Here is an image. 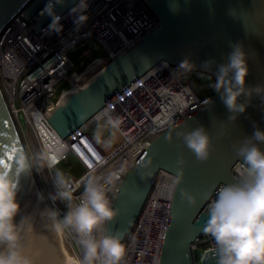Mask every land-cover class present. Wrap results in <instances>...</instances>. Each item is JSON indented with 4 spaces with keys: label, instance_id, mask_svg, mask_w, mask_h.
Listing matches in <instances>:
<instances>
[{
    "label": "water",
    "instance_id": "95a60500",
    "mask_svg": "<svg viewBox=\"0 0 264 264\" xmlns=\"http://www.w3.org/2000/svg\"><path fill=\"white\" fill-rule=\"evenodd\" d=\"M78 0H63L55 11L62 16ZM156 18V24L125 52L108 61L80 86L64 95L48 113L47 121L64 139L85 124L108 102L139 79L159 61L181 70L207 75L215 83L217 68L228 62L232 47L242 44L247 53L249 73L246 87L264 85V0H141ZM48 0H0V32L17 14L31 21L32 31L48 28L50 18L41 16ZM184 61H188L181 65ZM214 61L209 69L202 65ZM207 108H198L163 130L138 155L122 179L113 206L120 214L107 224L109 234L122 236L131 232L154 182L160 172L175 177L176 161L183 157L184 178L173 191L170 214L158 264H193L191 245L204 231L209 219L202 207L219 185L238 179L232 172L235 163L243 164L237 149L258 127L264 131V100L255 95L244 113L233 121L220 95L207 96ZM203 126L212 140V154L200 163L177 132H190ZM171 134L173 141L166 137ZM264 151V143L259 145ZM26 151L0 88V165L15 177V159ZM28 158V157H27ZM17 202L20 205L14 223L18 225L16 251L30 262L41 249L49 251L52 241L43 229L42 212L47 209L33 170L18 178ZM181 189L191 192L194 206L182 199ZM0 245V250H4ZM216 262L209 252L203 264Z\"/></svg>",
    "mask_w": 264,
    "mask_h": 264
},
{
    "label": "built area",
    "instance_id": "2783aa9c",
    "mask_svg": "<svg viewBox=\"0 0 264 264\" xmlns=\"http://www.w3.org/2000/svg\"><path fill=\"white\" fill-rule=\"evenodd\" d=\"M78 0L61 16L59 33L47 29L34 33L33 23L20 14L14 16L0 32V88L16 129L32 164L36 181L46 203L67 211L66 203L50 197L58 191L57 165L71 159L80 173L63 177L65 188L72 194L71 205L80 203L84 186L95 178L106 189L113 203L123 177L138 155L163 130L181 116L201 107L207 96L199 97L180 76L181 69L159 61L118 96L108 102L85 124L62 139L47 121L48 113L64 92L74 87L73 61L69 51L95 41L103 53L105 64L134 46L156 24V18L141 0ZM77 7V12L70 10ZM80 15L86 17L75 23ZM201 76H204L200 74ZM185 101L187 105L182 107ZM110 110L121 124L115 131L120 142L104 151L92 139L90 128L106 119ZM55 159L53 165L51 161ZM244 165L237 162L232 172ZM111 178V183L106 181ZM174 176L160 172L131 230L122 241L125 255L121 264H158L170 214ZM219 185L202 207L208 213L209 203L216 198ZM62 232L72 256L81 264L84 250L74 229L63 226ZM214 239L204 231L191 245L192 263L203 264L209 252H215ZM213 264H216L213 263Z\"/></svg>",
    "mask_w": 264,
    "mask_h": 264
},
{
    "label": "clouds",
    "instance_id": "9594fccd",
    "mask_svg": "<svg viewBox=\"0 0 264 264\" xmlns=\"http://www.w3.org/2000/svg\"><path fill=\"white\" fill-rule=\"evenodd\" d=\"M63 0H48L41 10V16H48L50 23L48 30L59 33L63 25L61 16L55 11ZM83 0L79 7H84ZM71 12H77L73 7ZM86 20L80 15L75 23ZM188 61H184L181 65ZM214 61H206L202 67L209 69ZM249 73L247 53L242 44H236L228 55V62L217 68L216 80L212 86L228 111L233 113L230 120L237 118L236 114L244 113L248 103L239 102L241 96L248 97L249 103L253 96H260L264 100V85L254 88L246 87L245 79ZM208 102L201 104L207 108ZM106 123L118 129L121 119L113 117L110 110L103 113ZM177 137L183 139L188 149L200 163L207 162L212 154V140L203 126H198L190 132H177ZM166 140L171 143L173 136L169 134ZM264 143V131L258 127L250 138L236 150L238 157L243 160V169L237 170L238 179L235 182L220 187L216 198L209 203L208 216L204 232L215 241L216 264H264V151L260 144ZM53 159L51 164H55ZM177 171L172 182V190L180 185L184 178L183 157L176 161ZM15 177L6 166L0 165V264H29L16 251L18 240V225L14 223L20 205L17 202L20 175L31 172L32 164L25 154L20 153L15 159ZM106 183H111L109 178ZM58 191L50 198L67 201V211L60 218L57 209H45L41 215H47L52 221V227L61 231L63 226L74 229L79 238V244L84 250L81 264H121L125 255V245L122 236L109 234L107 224L113 221L120 210L115 208L106 195L103 184L95 178H89L84 186L80 203L73 207L72 194L65 188L66 181L60 175L56 181ZM181 197L189 206L197 203L196 197L186 189H181Z\"/></svg>",
    "mask_w": 264,
    "mask_h": 264
},
{
    "label": "rangeland",
    "instance_id": "374dc122",
    "mask_svg": "<svg viewBox=\"0 0 264 264\" xmlns=\"http://www.w3.org/2000/svg\"><path fill=\"white\" fill-rule=\"evenodd\" d=\"M104 55L105 54L103 53L102 49L97 46L95 41L90 42L86 46L72 49L69 51V57L73 61L74 69L77 72L76 74L79 76L87 72V69H83L91 60L98 57L102 58ZM180 76L184 82L191 86L193 91L199 97L208 96L215 92L212 87L214 85V81L211 77L207 75L201 76L198 73L182 70L180 72ZM89 131L94 142L104 151L111 150L121 140L115 129L111 128L106 123V119H102L98 123L94 124ZM56 170L63 177L73 176L80 173V169L71 159H66L60 162L57 165ZM61 237L64 249L67 251V254L73 259L70 248L62 233Z\"/></svg>",
    "mask_w": 264,
    "mask_h": 264
},
{
    "label": "bare ground",
    "instance_id": "6f19581e",
    "mask_svg": "<svg viewBox=\"0 0 264 264\" xmlns=\"http://www.w3.org/2000/svg\"><path fill=\"white\" fill-rule=\"evenodd\" d=\"M105 65V62L103 58H94L91 60L83 70L87 69V72H85L83 75L79 76L77 74L73 75L72 81H73V87L76 88L80 86L82 83H84L88 78H90L92 75H94L96 72H98L103 66ZM73 88V89H74ZM69 92H64L63 96L66 95ZM188 101H185L182 103L181 108H185ZM45 199V198H44ZM46 203V200H45ZM47 209H52L50 207V204L46 203ZM43 229L45 232H47L49 239L52 241V248L49 251H46L45 249H41L39 252H37L32 260L29 262V264H79V262L73 257V259L67 254V251L64 249L63 243H62V237L61 233L64 237V234L61 230V232H57L52 227V221L49 220L47 215L45 214L43 219Z\"/></svg>",
    "mask_w": 264,
    "mask_h": 264
}]
</instances>
